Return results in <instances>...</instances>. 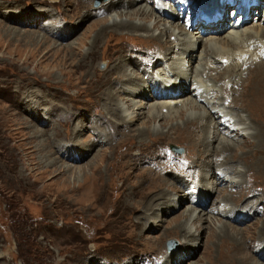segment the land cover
I'll use <instances>...</instances> for the list:
<instances>
[{"label": "rangeland", "instance_id": "rangeland-1", "mask_svg": "<svg viewBox=\"0 0 264 264\" xmlns=\"http://www.w3.org/2000/svg\"><path fill=\"white\" fill-rule=\"evenodd\" d=\"M85 1L0 0V264H242L244 260L245 264H264V165L248 167L246 175L240 177L233 175L239 184L220 182L199 204H191L195 193L194 197L188 195L198 189L195 178L187 182V194L177 182L174 191L166 183L161 187L163 177L174 183L182 177L171 168L156 169L154 163L163 164L165 152L154 161L143 157L160 147L175 159H182L189 152L187 157L192 160L201 150L197 136L192 134L196 124L179 132L168 129L171 118L159 119L147 123L162 130L159 136L146 133L141 139L136 130L146 113L128 127L118 126L114 120L107 123L110 114L98 96L114 76L109 72L104 80L101 75L126 47L155 48L158 43L163 46L164 40L172 42L174 36L166 33L162 41H156L134 32L111 33L92 45L107 16L97 20V16L86 15L91 0ZM108 1L111 0H92V7ZM143 1L149 2L155 15L168 10L164 19L173 17L193 34L201 21L208 24L201 13L210 16L217 3L188 0L186 8L178 0H164L163 5ZM224 2L222 19L227 27L217 31L219 38L234 22L244 21L240 29L247 30L264 19V1L250 13H240V0ZM153 20L150 15L146 23L150 25ZM57 29L72 34L58 38L48 33ZM209 33L211 30H200L195 36L200 40ZM198 43L199 51L204 49L202 43L208 45L204 41ZM85 49L90 53L86 54ZM143 52L139 58L132 57L140 66L144 65L138 60L140 57L152 61L155 54L151 48ZM177 52L174 47L168 56L176 58ZM156 69L151 68L153 74ZM209 69L202 75L208 85L215 84L218 90L224 82L231 83L227 75L218 83L210 81L219 72ZM242 76V91L238 85L235 90H226L236 101V106L229 103L236 112L242 110L239 106L244 103L243 92L255 77L254 72ZM186 88L191 85L186 84ZM183 95L186 98L188 92ZM227 101L226 94V106ZM183 114L182 111L179 116ZM261 126L263 136L264 122ZM253 140L256 139H249V150ZM233 141H237L239 150L245 148L239 138ZM215 144H209L211 150L206 146L210 152L204 161H220L222 157L235 160L232 154H237V150L213 156ZM170 145L181 147L183 152H174ZM232 165L233 172L234 168L243 170L242 160L237 159ZM217 166L213 164L215 172ZM194 168L199 171L197 166ZM200 192H204L201 186ZM222 199L227 200L228 206L241 209V214L233 217L208 213L187 222L185 228L192 227L190 236L180 231L190 207H196L197 213L205 206L206 213L210 207H218ZM222 221L238 241L225 232L219 235Z\"/></svg>", "mask_w": 264, "mask_h": 264}, {"label": "bare ground", "instance_id": "bare-ground-1", "mask_svg": "<svg viewBox=\"0 0 264 264\" xmlns=\"http://www.w3.org/2000/svg\"><path fill=\"white\" fill-rule=\"evenodd\" d=\"M178 1L181 6L186 5L187 8L186 3L188 0ZM241 1L242 3L239 7V11L242 12L240 13H250L254 9L259 8L264 0H250V2L240 0V2ZM139 2L141 3L139 4ZM151 2L161 5L166 4V1L164 0H150V3ZM209 2L210 0H202L200 3H196L208 5ZM148 3V1L144 2L143 0H111L101 6L99 5L97 8H93L92 0L88 2L86 6V8H88L86 15L97 16V20L107 16L106 19H104L102 28H100L99 32L91 41L92 45L96 46V43L101 41V37H106L111 33L123 34L124 32H134L137 35H144L156 41H162V38L166 33H170L168 36H174L172 42L164 40L165 42L163 41V46L158 43L155 48L147 47L148 49L151 48L152 52L155 54L153 55L152 61H149L147 58H143L144 61H142L143 59L140 57L138 60H141L142 64H144L142 66L138 65L139 63H137L132 57L136 56V58H139V55L145 53L143 50L145 51L148 49L146 47L142 49L136 47L129 49V47H126L125 51L118 56L117 60L111 62L112 64L108 67V71H105L103 75H101L103 79L109 76V72H111V74L113 73L112 75L114 76H112L109 85L105 86L104 89H102L103 87L101 88L102 92L100 91L101 94L98 97H100L101 105L104 106L103 108L108 114H110V116H108L109 118L106 120H109L107 123L111 122L110 120H114L113 122L118 126L128 127V125H131L135 120L139 119L142 114L146 113L145 120L140 123L141 127L136 130L137 135L141 139H143L142 136L144 134L146 136V133L158 135V133L162 131L159 128L149 127L150 125L147 126V123L151 124V122L154 123L159 119L171 118L168 129L173 128L179 132L189 124H196V131L192 134L197 136L196 140L201 146V150L200 153L198 152L194 154L192 160L187 157L190 155L189 152L182 159H175L171 154L166 152L165 148H163V150H165L163 151L160 147L143 158H145L144 160H147L148 158V160L151 159L154 161V159L164 155L163 153L165 152V160L163 161V164L154 163L157 164L156 169L166 170L171 168L178 172L180 175L179 177L182 178L174 180V183L168 178L163 177L162 184L159 185L163 187V184L166 183L170 186L169 189L174 191L177 182L179 183L178 188L181 191H185V194H187V182L190 181V178H195V185L198 186V189L194 192H188V195H193V193H195V197L193 195L194 198L191 199V204H199L203 201L202 197L207 198L208 195L212 193L211 191L215 190V186L220 182L230 180L234 184H239L240 181L234 180L236 175L238 177L246 175L247 170L249 171V169H251L250 167H258L260 164L264 165V135L262 136L261 134V124L264 122V19L260 21L259 24L250 28L253 29V31H250V29L245 30L244 28L242 30L240 29V27L244 26V21L239 23L237 21L233 24L231 23L232 25H229L230 27L226 29L225 34L222 35L223 38H219L216 36L217 31H221L222 28L227 27V23L225 24V20L222 19L224 17L223 10L226 9V3L224 0H217L215 12L208 16V18H213L211 19V24H204L201 21L196 25V29L199 30H195L194 32L196 34L200 33V30L207 29L211 30L212 33L206 34L207 36L205 38L201 37L199 40V36H195L193 31H189L188 29L183 28V26H179L175 20L173 21V17L169 19L163 18L165 14L168 15L170 12H165L164 10L159 14L160 16H158V14L155 15L156 13L153 11V7H150ZM194 6L196 7V5ZM171 8L174 9V7ZM150 15L154 16L155 21L153 20L154 22L149 25L146 21L149 20ZM123 16L124 18H122ZM134 19H137L138 21H135ZM94 22L99 21L95 20ZM153 29H157L158 32L155 33V31H152ZM62 32L63 31L59 29H57V31H48L52 36L58 35V38L63 37L64 34L66 35L65 37H69L72 34V32L69 31ZM140 32L143 33L141 34ZM193 37L196 38L193 39ZM199 41H204L208 44L206 45L205 43H202L204 49H201L200 51ZM174 47L178 50L176 58L174 56H168L169 51ZM244 48L246 49L244 50ZM251 48H253V50ZM250 49L251 51H248ZM137 50H140V52L143 53L136 52ZM85 53L88 54L90 52L88 49H85ZM196 59L199 60L197 64L193 65V62L196 61ZM168 61L170 62L168 63ZM165 62H167V65ZM222 62H225L222 66H213L218 63L222 64ZM150 63L151 67L149 66ZM151 68H157L155 71L156 74L152 73ZM209 68L211 70L217 69V72H219V76L210 79V81L217 82L224 75H227L231 80H229L231 83L226 85L224 82L225 84H221L218 90L214 88L215 84L208 85L202 75L206 73V69ZM218 69L222 70L218 71ZM251 72H254L255 77L250 80L247 88H245L243 92L245 94L244 103L242 102L243 104L241 103L239 106L242 110L236 112L229 104L234 102L233 106H236V101L232 96H229V93L226 92V90H232V88L235 90V86L238 85L237 89L242 91L244 86L242 85V81L244 80L242 74L246 73L247 76ZM233 76H237V78L232 79ZM188 82H190V84ZM186 84L187 87L188 85H191V88H186ZM185 91L188 92V95L186 98H183V93ZM225 93L227 94V97H229L227 106L224 105V100L226 99ZM144 98H146V100ZM144 109H147V111L145 112ZM182 111L184 114L183 117H180L179 115ZM241 112H246V114L242 115ZM237 118L240 121H238ZM178 119H180V121H177ZM232 134L235 137L232 136ZM148 135L149 134H147V136ZM209 138L213 141H210ZM236 138L240 139L241 145L243 142L245 148L239 150L236 145L237 141H233ZM250 138L256 139L253 140V145L248 146L253 148L252 150L251 148L250 150L247 148ZM163 141L166 140L164 139ZM212 142L216 143L212 150V155L215 157H219L220 155H223L224 152L230 150H237V154H232V152L231 154L235 160H242L243 170L235 171L234 168L233 172L232 162L235 160H229L226 157H222L220 161L212 159L210 163L204 161L205 156L209 155V149L211 150L209 144L211 146V144H213ZM206 146L209 149H207ZM170 147H173V145H170ZM247 150H249L250 153L245 155ZM203 163H207L206 166L202 165ZM215 163L218 164L217 172L213 169V164ZM195 166L198 167L199 171L194 168ZM248 167L249 169H247ZM200 186L204 192H200ZM181 187H184V189H181ZM219 202L220 205L218 207H210L206 213L204 212L207 211L205 210V206L199 209L197 213L196 207H190V213L185 220L186 223L183 225L181 224L182 227H179L180 231H183L190 236L189 233L192 232V227L188 226L186 229L185 225L187 222L196 221L198 217L208 213H215L220 216L232 215L233 217L241 214L239 213L241 212V209L236 210L235 206L234 208L232 205L228 206L227 200L222 199ZM251 210L254 212L255 208ZM243 215L248 214L246 212V214ZM209 218L211 217L209 216ZM227 225L228 224L224 221L220 222L219 235L226 234V236L231 237V230ZM182 228L185 229L182 230ZM232 237L238 241L235 234L232 235ZM187 245L191 246V244ZM244 261L242 264H245L247 260ZM257 262L258 261H256L255 264H259V262Z\"/></svg>", "mask_w": 264, "mask_h": 264}]
</instances>
